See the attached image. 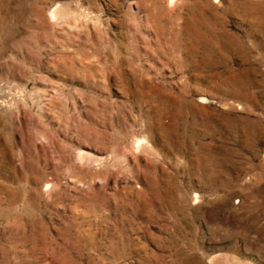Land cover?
I'll return each instance as SVG.
<instances>
[{
  "label": "rangeland",
  "instance_id": "obj_1",
  "mask_svg": "<svg viewBox=\"0 0 264 264\" xmlns=\"http://www.w3.org/2000/svg\"><path fill=\"white\" fill-rule=\"evenodd\" d=\"M213 263L264 264V0H0V264Z\"/></svg>",
  "mask_w": 264,
  "mask_h": 264
},
{
  "label": "bare ground",
  "instance_id": "obj_2",
  "mask_svg": "<svg viewBox=\"0 0 264 264\" xmlns=\"http://www.w3.org/2000/svg\"><path fill=\"white\" fill-rule=\"evenodd\" d=\"M55 13V12H54ZM212 261H210V263H211ZM214 264V263H213Z\"/></svg>",
  "mask_w": 264,
  "mask_h": 264
}]
</instances>
